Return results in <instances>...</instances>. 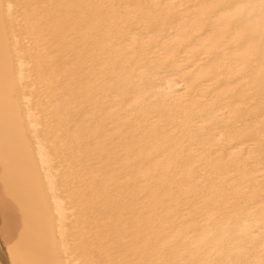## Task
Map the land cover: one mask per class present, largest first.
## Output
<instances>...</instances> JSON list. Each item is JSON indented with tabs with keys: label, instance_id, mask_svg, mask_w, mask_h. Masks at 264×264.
Returning <instances> with one entry per match:
<instances>
[{
	"label": "bare ground",
	"instance_id": "bare-ground-1",
	"mask_svg": "<svg viewBox=\"0 0 264 264\" xmlns=\"http://www.w3.org/2000/svg\"><path fill=\"white\" fill-rule=\"evenodd\" d=\"M0 238L264 264V0H0Z\"/></svg>",
	"mask_w": 264,
	"mask_h": 264
},
{
	"label": "rangeland",
	"instance_id": "rangeland-1",
	"mask_svg": "<svg viewBox=\"0 0 264 264\" xmlns=\"http://www.w3.org/2000/svg\"><path fill=\"white\" fill-rule=\"evenodd\" d=\"M0 255H1V258L4 262V264H10L9 263V260H8V257H7V254L5 252V249L3 247V244H2V241H1V238H0Z\"/></svg>",
	"mask_w": 264,
	"mask_h": 264
},
{
	"label": "crops",
	"instance_id": "crops-1",
	"mask_svg": "<svg viewBox=\"0 0 264 264\" xmlns=\"http://www.w3.org/2000/svg\"><path fill=\"white\" fill-rule=\"evenodd\" d=\"M7 212H9L8 209H7ZM9 220H10V219H9ZM11 225H12V221H11ZM6 254H7V257H8V253H7V252H6ZM8 260H9V258H8ZM3 264H4V262H3Z\"/></svg>",
	"mask_w": 264,
	"mask_h": 264
}]
</instances>
